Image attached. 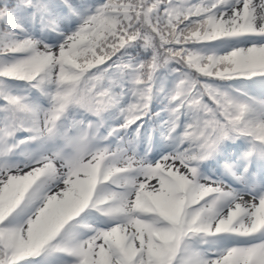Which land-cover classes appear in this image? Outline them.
I'll return each instance as SVG.
<instances>
[{"label": "snow or ice", "instance_id": "obj_1", "mask_svg": "<svg viewBox=\"0 0 264 264\" xmlns=\"http://www.w3.org/2000/svg\"><path fill=\"white\" fill-rule=\"evenodd\" d=\"M0 101V264H264V0H0Z\"/></svg>", "mask_w": 264, "mask_h": 264}, {"label": "trees", "instance_id": "obj_2", "mask_svg": "<svg viewBox=\"0 0 264 264\" xmlns=\"http://www.w3.org/2000/svg\"><path fill=\"white\" fill-rule=\"evenodd\" d=\"M41 25H40V22L39 20L35 21L33 23V28L35 29H40ZM135 54V53H133ZM10 84L13 85V91H15L16 93L18 94H26V93H29L31 95H35V92L34 90L30 92V90L27 88V86L25 85V82H22V81H10L9 82ZM0 103H2V101H0ZM162 105L159 103V101H153V110L154 111H159L160 110V107ZM77 114H79L80 112H75ZM164 114L162 113V116ZM92 119V117L90 118ZM145 129H142L144 131H150L152 130L153 128L157 129L156 131L158 132V134L160 135V131H159V118L157 117H153L152 116V113H149V116L148 117H145ZM115 121L113 120H109V123H114Z\"/></svg>", "mask_w": 264, "mask_h": 264}, {"label": "rangeland", "instance_id": "obj_3", "mask_svg": "<svg viewBox=\"0 0 264 264\" xmlns=\"http://www.w3.org/2000/svg\"><path fill=\"white\" fill-rule=\"evenodd\" d=\"M40 150V148L37 150V152ZM24 157V156H23ZM15 162V164H20V165H23L24 163H27V159H26V157H24V159L23 160H21V161H14Z\"/></svg>", "mask_w": 264, "mask_h": 264}]
</instances>
